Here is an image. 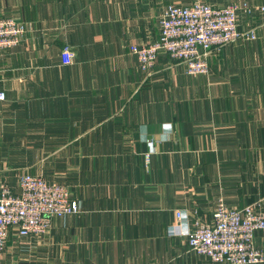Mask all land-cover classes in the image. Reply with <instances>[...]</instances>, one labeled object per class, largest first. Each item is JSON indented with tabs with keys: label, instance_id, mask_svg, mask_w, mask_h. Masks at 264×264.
<instances>
[{
	"label": "crops",
	"instance_id": "1",
	"mask_svg": "<svg viewBox=\"0 0 264 264\" xmlns=\"http://www.w3.org/2000/svg\"><path fill=\"white\" fill-rule=\"evenodd\" d=\"M193 1L0 0L25 28L0 51V178L14 193L22 174L66 185L81 209L40 238L11 229L0 263L214 264L188 247L194 220L219 198L264 211V13L240 15L256 38L223 46L207 76L164 53L147 75L130 53ZM254 244L264 253V230Z\"/></svg>",
	"mask_w": 264,
	"mask_h": 264
},
{
	"label": "built area",
	"instance_id": "2",
	"mask_svg": "<svg viewBox=\"0 0 264 264\" xmlns=\"http://www.w3.org/2000/svg\"><path fill=\"white\" fill-rule=\"evenodd\" d=\"M257 11L264 13V6L232 3L214 7L203 0L188 5L170 4L161 14L159 38L129 50L140 71L147 75L157 56L164 53L183 64L187 75L207 76L209 59L223 46L256 38L253 30L239 28V20L240 15ZM24 33V26L15 18L0 16V51L16 47ZM73 57L71 48L65 46L60 53L61 64L70 65ZM4 99L5 94L0 91V100ZM149 156L145 154L147 163ZM257 206L237 210L228 207L222 198L217 199L211 221L196 219L186 232L190 251L214 264H264V253L254 244L255 232L264 230V211ZM80 211L66 185L22 174L18 178V192L14 193L0 178V255L11 229H16L19 237L40 238L54 218ZM175 216L178 221L184 218L179 212Z\"/></svg>",
	"mask_w": 264,
	"mask_h": 264
}]
</instances>
